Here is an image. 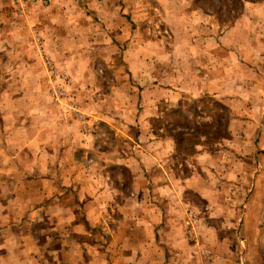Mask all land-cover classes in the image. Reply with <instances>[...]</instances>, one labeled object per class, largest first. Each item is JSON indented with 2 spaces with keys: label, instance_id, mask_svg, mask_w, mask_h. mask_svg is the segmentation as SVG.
I'll return each mask as SVG.
<instances>
[{
  "label": "rangeland",
  "instance_id": "1",
  "mask_svg": "<svg viewBox=\"0 0 264 264\" xmlns=\"http://www.w3.org/2000/svg\"><path fill=\"white\" fill-rule=\"evenodd\" d=\"M47 1L0 0V204L6 188L26 182L24 188L34 190L38 167L51 182L59 172L80 174L76 183L88 181L83 180L87 174L108 177L109 182L96 184L101 191L106 184L116 189L104 201L125 207L134 173L140 178V203L175 227L174 246L159 242L164 248L155 251L157 264H244L227 239L236 232L228 227L236 205L227 170L236 162L228 141L230 125L238 130L242 123L264 119V0H242L235 8L229 0H173L165 10L156 0H117L118 18L125 23L121 37L111 36L108 21L88 16L85 9L79 18L70 11L57 18ZM75 34L80 35L76 48ZM106 43H112L111 52ZM215 103L226 107L220 124H215L221 114ZM173 108H180L188 129L174 126L179 120L169 113ZM193 129L199 131L188 142L174 145L175 131L189 137ZM234 129L236 136L251 134L250 140L261 134ZM12 139L27 140L34 157L42 148L63 162L48 157L46 164H32L29 154L7 148ZM203 151L217 161L201 172L195 157ZM196 172L214 191L208 202L180 187ZM239 182L245 187L244 178ZM30 193L29 205L36 198ZM19 215L12 212L13 219ZM22 215L19 228L12 229L14 238L30 234L43 246L52 214ZM111 217L122 216L118 211ZM156 230L155 237L162 238L169 229Z\"/></svg>",
  "mask_w": 264,
  "mask_h": 264
},
{
  "label": "crops",
  "instance_id": "2",
  "mask_svg": "<svg viewBox=\"0 0 264 264\" xmlns=\"http://www.w3.org/2000/svg\"><path fill=\"white\" fill-rule=\"evenodd\" d=\"M115 1L117 0H48L47 4L49 2L50 13L57 18L58 15L66 17L68 11L70 15L79 18L82 17L85 9L89 12L88 16L92 15L108 21L106 23L108 32L113 30L111 36L114 34L116 37H121L124 35L125 23L118 18L117 12L120 8ZM172 2L173 0H156L162 10L169 8ZM109 16L112 17V21L109 20ZM79 36L74 35L72 40L74 48L79 41ZM111 44L104 45L108 52L112 51ZM247 122L242 123L238 130L230 125L232 138L228 142L230 152H232L230 153L232 161L234 160L236 164L232 162L227 170L229 180L235 182L232 185V193L236 205H234V219L232 215L228 221V227L232 225L231 227L235 228L236 232L227 239L230 238L234 244L233 256L235 258L242 259L244 264H264V119H261L260 124ZM233 129L237 132L257 130L262 135L256 136L257 140H250L251 134L236 136L232 132ZM9 135L10 138L14 137L12 132ZM234 135L235 138H233ZM13 140L18 143L15 145ZM21 141L23 142L17 139L6 141L10 142L6 144L7 148L18 149L22 156L30 155L26 160L31 161L32 164H46L48 157H52L53 162H63L62 157L58 155L47 157L40 151L42 148L34 157L28 152L32 148L28 146L27 140L22 139ZM172 148L173 146H170L169 150L172 151ZM12 156L14 155L9 156L10 162L15 160ZM154 157H151L152 160ZM141 160L143 159H138V165ZM195 160L198 170L204 172L206 167H212L217 157L203 151L196 155ZM125 162L129 167L131 162L129 160ZM18 164L22 163L18 162ZM35 170L40 173L32 183L35 184L32 187L34 190L27 191L24 188L26 182H21L22 188H6L4 194L7 195L2 196L4 201L0 204V264H157L155 251L164 248H158L159 242L163 243L166 240L174 244L175 227H171V222L156 219L155 209L152 210L151 206L147 208L142 205V202L140 203L138 196L142 191L139 185L140 178L134 173L131 175L130 192L126 194V199L130 203L125 207L115 208L111 206L109 200L116 193V189L106 184L107 189L101 191L96 186L98 180L105 179L109 182L108 177L103 178L97 173L87 174L83 176V180L89 182L76 183V179L81 180L80 174L75 175L72 172L65 175L59 172V175L51 182L49 178L40 176L43 174V168L36 167ZM242 178L245 179V187L239 182ZM205 183L204 177L196 172L189 177H184L180 182V187L194 192L202 200L208 202L206 198L209 194H214V191L206 187ZM64 186L67 189L63 190ZM89 190L94 191L92 193ZM29 192H31L30 196L36 197L29 200L30 205L28 203ZM106 197L109 200L104 201ZM78 204L81 205L82 215L79 216L82 218L76 214L79 211ZM29 211L41 212L44 215L52 214L54 219L50 222L51 233L45 235L44 238L47 246L52 245L53 248L49 247L47 250L45 243L43 246L35 243L34 236L30 234L18 233L19 239L17 240L12 235V229L23 222L22 214ZM118 211L122 217L116 220L117 218L111 216ZM12 212H20L18 219L12 218ZM10 226H12L11 230H9ZM160 226L161 229L163 227L169 229L166 230L167 237L164 235L162 238H157L153 234V231H157L156 229ZM219 243L223 244L224 240L218 241ZM169 253L167 252V255Z\"/></svg>",
  "mask_w": 264,
  "mask_h": 264
},
{
  "label": "trees",
  "instance_id": "3",
  "mask_svg": "<svg viewBox=\"0 0 264 264\" xmlns=\"http://www.w3.org/2000/svg\"><path fill=\"white\" fill-rule=\"evenodd\" d=\"M197 1H200V0H197ZM231 5L235 8V6H237V4H240L242 2V0H229ZM250 1H253V0H250ZM229 10H232L229 9ZM216 105V108L219 109V111L221 112V114H218L216 115V120H215V124H220V119L222 118V112L226 111V107H224L223 105L221 104H218V103H215ZM169 113H172L173 115H176V119L179 120V123H175L174 126H177L178 128L180 129H188V120L187 118L183 115L182 111L180 110V108H173V109H170ZM211 124H213V120L210 122ZM211 124L209 123H201V126H204L205 128H209L211 126ZM199 131L198 129H193L192 131V134L189 135V137H184L185 134L183 133V131H175L176 133H173V135H171V139L174 143L175 146H178V145H181L183 141H186L188 142L190 137L194 135L195 132ZM203 134H207L208 131L206 130H203L202 131ZM214 135H218L219 138H222L223 137L221 135H219V133L217 132H214ZM192 144L193 146L197 145L196 143L192 142L190 143ZM191 145V146H192ZM192 146V147H193ZM191 147V148H192Z\"/></svg>",
  "mask_w": 264,
  "mask_h": 264
},
{
  "label": "built area",
  "instance_id": "4",
  "mask_svg": "<svg viewBox=\"0 0 264 264\" xmlns=\"http://www.w3.org/2000/svg\"><path fill=\"white\" fill-rule=\"evenodd\" d=\"M190 222L188 221V222H186V224H189Z\"/></svg>",
  "mask_w": 264,
  "mask_h": 264
}]
</instances>
